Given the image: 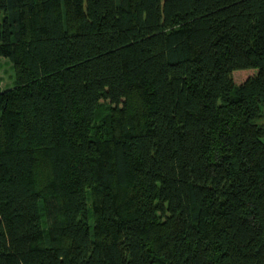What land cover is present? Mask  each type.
I'll list each match as a JSON object with an SVG mask.
<instances>
[{
	"label": "trees",
	"instance_id": "16d2710c",
	"mask_svg": "<svg viewBox=\"0 0 264 264\" xmlns=\"http://www.w3.org/2000/svg\"><path fill=\"white\" fill-rule=\"evenodd\" d=\"M0 14V264H264V0Z\"/></svg>",
	"mask_w": 264,
	"mask_h": 264
},
{
	"label": "rangeland",
	"instance_id": "374dc122",
	"mask_svg": "<svg viewBox=\"0 0 264 264\" xmlns=\"http://www.w3.org/2000/svg\"><path fill=\"white\" fill-rule=\"evenodd\" d=\"M163 1V0H162ZM1 16V14H0ZM244 71L234 72V78L236 82H240L245 79ZM14 83V71L11 62L6 58L0 60V91L13 87Z\"/></svg>",
	"mask_w": 264,
	"mask_h": 264
}]
</instances>
